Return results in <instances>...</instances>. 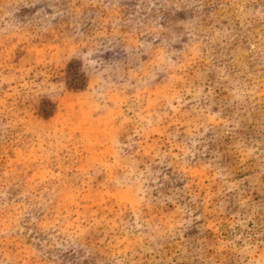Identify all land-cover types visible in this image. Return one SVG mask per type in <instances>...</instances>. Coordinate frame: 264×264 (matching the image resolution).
I'll use <instances>...</instances> for the list:
<instances>
[{"label": "rangeland", "instance_id": "rangeland-1", "mask_svg": "<svg viewBox=\"0 0 264 264\" xmlns=\"http://www.w3.org/2000/svg\"><path fill=\"white\" fill-rule=\"evenodd\" d=\"M0 264H264V0H0Z\"/></svg>", "mask_w": 264, "mask_h": 264}]
</instances>
